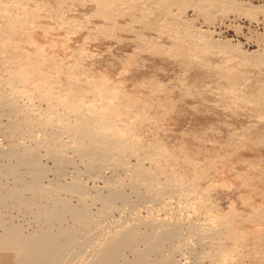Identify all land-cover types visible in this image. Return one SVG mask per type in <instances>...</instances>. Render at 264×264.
<instances>
[{
    "label": "rangeland",
    "instance_id": "1",
    "mask_svg": "<svg viewBox=\"0 0 264 264\" xmlns=\"http://www.w3.org/2000/svg\"><path fill=\"white\" fill-rule=\"evenodd\" d=\"M197 1L0 0V233L65 228L80 264L134 222L160 241L117 262L264 264V0Z\"/></svg>",
    "mask_w": 264,
    "mask_h": 264
},
{
    "label": "bare ground",
    "instance_id": "2",
    "mask_svg": "<svg viewBox=\"0 0 264 264\" xmlns=\"http://www.w3.org/2000/svg\"><path fill=\"white\" fill-rule=\"evenodd\" d=\"M164 1L165 2H167L166 4L167 5H170L171 6V4H175L178 0H163V3H164ZM182 1V0H181ZM204 1H206V0H204ZM203 1V2H204ZM197 2H199V1H197ZM200 2H202V0L200 1ZM199 2V3H200ZM208 2V1H207ZM225 2V1H224ZM230 5H229V7L228 8H230L231 10H232V8H235V7H233L232 6V4H235L233 1H227ZM227 3V4H228ZM201 4H203V3H201ZM205 4H207L206 2H205ZM209 5V4H208ZM166 6V5H165ZM181 6V5H180ZM204 6V5H203ZM235 6V5H234ZM159 7V6H158ZM157 7V8H158ZM165 8V7H164ZM164 8H163V10H164ZM168 9L170 8V7H167ZM179 8V7H178ZM227 8V7H226ZM259 9H258V13L260 12V13H264V6H260V7H258ZM222 9V8H221ZM244 9V8H243ZM162 10V9H161ZM166 10V9H165ZM203 10V9H202ZM229 10V9H228ZM238 10V9H237ZM240 10V9H239ZM241 10H242V7H241ZM245 10V9H244ZM247 10V9H246ZM150 11V10H149ZM148 11V12H149ZM153 11V10H152ZM158 11V10H157ZM179 11V10H178ZM203 11H205V10H203ZM253 11V10H252ZM163 12V11H162ZM169 12V13H168ZM167 13L168 14H170V10L168 11ZM232 12V11H231ZM257 12V11H256ZM161 13V12H160ZM172 13H174V12H172ZM171 13V14H172ZM163 14H165V13H162V15ZM170 14V15H171ZM246 14V13H245ZM172 16V15H171ZM170 16V17H171ZM173 16H174V14H173ZM248 16V15H247ZM251 16V15H250ZM175 18V17H174ZM162 19V18H161ZM173 19V18H172ZM163 20V19H162ZM140 20H136L135 22H139ZM142 21V20H141ZM174 21V20H173ZM165 22H167V21H165ZM164 22V23H165ZM141 23V22H140ZM162 23V22H161ZM145 24V23H144ZM169 24V23H168ZM140 25V24H139ZM147 25V24H146ZM145 25V26H146ZM165 25V24H164ZM142 26V25H141ZM172 28V27H171ZM194 30H195V35H190V36H195V37H197V38H202L201 40H203L204 41V44L205 43H207V45H209L208 43H210V42H212V41H210L209 39H211V38H204L205 36V34L207 33V35L208 34H210V32H213V31H206L205 32V30H200V29H195L194 28ZM160 31V30H159ZM166 31H167V29H166ZM165 31V32H166ZM172 31V30H171ZM163 31H161V33H162ZM170 32V31H169ZM175 32H177V31H175ZM174 32V34H176ZM190 32V31H189ZM204 32V33H203ZM160 33V32H159ZM160 33V34H161ZM185 33V32H184ZM188 33V32H187ZM215 33V32H214ZM170 34H171V32H170ZM179 34V33H178ZM181 34V33H180ZM190 34V33H189ZM188 34V35H189ZM165 35V34H164ZM166 35L168 36V33L166 32ZM165 35V36H166ZM177 35V34H176ZM175 35V36H176ZM185 35V34H184ZM183 35V36H184ZM187 35V34H186ZM185 35V36H186ZM175 36H173L172 34H171V37H175ZM178 36V35H177ZM201 36V37H200ZM204 36V37H203ZM160 37H162V36H160ZM169 37H170V35H169ZM171 37H170V39H171ZM178 39V41H179V39H181V37L179 38V36L177 37ZM184 38V37H183ZM169 39V40H170ZM173 39V38H172ZM184 39H186V38H184ZM183 39V40H184ZM191 39V38H190ZM196 39V38H195ZM198 39V40H199ZM193 40H194V38H193ZM208 40V41H207ZM206 41V42H205ZM193 42V41H192ZM213 43H215V41L213 42ZM202 44V43H201ZM155 45H157V44H155ZM206 45V44H205ZM211 45H212V43H211ZM210 46V45H209ZM236 46V45H235ZM198 47V46H197ZM221 47V46H220ZM223 47H225V46H223ZM237 47V46H236ZM199 48V47H198ZM202 48V47H201ZM207 48V47H206ZM216 48V47H215ZM227 48H229L228 50L230 51V50H233V51H237L238 53L239 52H241V51H239V50H237L235 47L234 48H230V47H227ZM227 48H225V49H227ZM192 49V48H191ZM193 50V49H192ZM203 51V50H202ZM205 51V50H204ZM217 51H219V52H225V50L223 49V48H220V50H217ZM197 52V51H196ZM228 51L226 50V53H227ZM225 53V54H226ZM183 54V53H182ZM186 55V54H185ZM187 55H188V53H187ZM186 55V56H187ZM190 55V54H189ZM194 55V54H193ZM241 55V54H240ZM195 56V55H194ZM254 56V55H253ZM242 57V56H241ZM244 57H245V55H244ZM247 57V56H246ZM260 57H263V56H260ZM194 58V57H193ZM234 58V57H233ZM250 58V57H249ZM252 58V57H251ZM261 60H263L262 58H260ZM257 60H259V59H257ZM261 63V62H260ZM263 64L262 65H264V60H263V62H262ZM259 65V64H258ZM261 65V66H262ZM221 68V67H220ZM208 69V68H207ZM258 115V114H257ZM52 139H46V141H45V144L47 145V146H50V145H52V142L50 143V141H51ZM51 148V147H50ZM60 157V156H59ZM61 158V157H60ZM27 161H25V164H26V162H29V165L31 166L30 167V169H32V171H34V174H32L31 173V175L32 176H34L35 177V179H37V181L41 178L40 176L44 173V172H46V170L43 172V168L44 167H40L41 166V164H39L38 163V161H37V159H36V157L35 156H30V158H28V159H26ZM24 163V162H23ZM28 164V163H27ZM28 166V165H27ZM29 167V166H28ZM27 167V168H28ZM30 169H28V171L30 170ZM11 170V169H10ZM14 170V169H13ZM13 170H12V172H13ZM30 175V174H29ZM44 175V174H43ZM42 175V176H43ZM46 175V174H45ZM31 176V177H32ZM33 177V178H34ZM40 177V178H39ZM33 178L31 179L32 181H33ZM44 178V177H43ZM40 180H42V179H40ZM32 181H30V182H32ZM41 182V181H40ZM24 183V182H23ZM36 183H39V181L38 182H32V184L30 183V185H25L26 186V190L30 187V192L31 191H33L34 189L36 190L37 189V187H36V185H38V184H36ZM36 184V185H35ZM42 184V183H41ZM40 185V184H39ZM27 186H29V187H27ZM68 186H70V185H68ZM74 186H75V184H74ZM39 187H41V186H39ZM38 187V191L40 190V188ZM62 187V186H61ZM71 187H72V184H71ZM68 188V187H67ZM75 188V189H74ZM19 189V188H18ZM43 189V188H42ZM62 189V188H61ZM73 189L74 190H76L77 188L76 187H73ZM63 190H65V188L63 189ZM69 190V189H68ZM67 190V191H68ZM71 190H72V188H71ZM70 190V191H71ZM114 190V189H113ZM15 191H17V190H14V192ZM73 191V190H72ZM74 192V191H73ZM76 192V191H75ZM111 192V191H110ZM17 193H18V191H17ZM17 193H15V194H17ZM32 193V192H31ZM33 193H35V192H33ZM36 193H37V191H36ZM112 193V192H111ZM121 192H119L118 190L116 191V192H114L113 191V193L112 194H110V195H108V197H109V201H110V198L111 199H114L113 197H117L116 199H118V197H122L123 195H124V192H122L123 193V195H122V193L120 194ZM14 194V193H13ZM85 194V193H84ZM104 196V195H103ZM103 196L101 197V198H103ZM96 197V196H95ZM107 197V198H108ZM124 197V196H123ZM123 197H122V199H123ZM98 198H100L99 196H98ZM104 199V198H103ZM121 199V200H122ZM102 200V199H101ZM107 200V201H108ZM115 200V199H114ZM113 200V201H114ZM124 200V199H123ZM108 201V202H109ZM119 201V200H118ZM126 201V200H125ZM124 201V202H125ZM65 202V201H64ZM64 202H62V203H64ZM108 202H106V203H108ZM120 202V201H119ZM121 202H123V201H121ZM66 203V202H65ZM68 204V203H67ZM102 204V203H101ZM104 204H105V202H104ZM109 204V203H108ZM110 204H111V202H110ZM122 204V203H121ZM66 205V204H65ZM70 205V204H69ZM113 205H114V203H113ZM68 205H66L65 207L68 209L69 207H71V206H68ZM106 206V205H105ZM111 206H112V204H111ZM122 206H124L123 204H122ZM127 206H128V204H127ZM107 207V206H106ZM109 207V206H108ZM86 208H88V207H86ZM86 208H84L83 207V209H80V210H75V209H73V208H70L71 209V211H72V217H73V219H76V220H74V221H78L79 220V223H80V225L81 226H85L86 227V229H85V231H87V228L91 225V224H93V223H90V224H88V227H87V220L89 219V218H92V217H88V215H91V213H87L89 210H86ZM101 208V207H100ZM123 208V207H122ZM122 208H121V210H122ZM51 209V208H50ZM73 209V210H72ZM89 209V208H88ZM101 209H106V208H101ZM56 210V209H55ZM69 210V209H68ZM120 210V209H119ZM70 211V210H69ZM70 211V212H71ZM99 211H100V209H99ZM104 211V210H103ZM107 211V210H106ZM105 211V212H106ZM109 211V210H108ZM107 211V212H108ZM44 212H45V216L43 217V219L44 218H50L49 220H51L52 218H54L53 217V213H54V211L53 210H51V211H45L44 210ZM44 212H43V214H44ZM101 212V211H100ZM102 213V212H101ZM42 214V215H43ZM55 214V213H54ZM98 214H100V213H98ZM107 214V213H106ZM101 215V214H100ZM92 216V215H91ZM46 218V219H47ZM56 218V217H55ZM94 219V218H93ZM121 219V218H120ZM119 219V220H120ZM48 220V221H49ZM118 220V219H117ZM47 221V220H46ZM93 221V220H92ZM84 222H87L85 225H82V223H84ZM90 222H91V219H90ZM97 222V221H96ZM96 222H94V223H96ZM138 222V221H137ZM155 222H156V220H154V222H153V220H152V222L151 223H153L154 224V226H155ZM114 223V222H113ZM118 223V222H117ZM161 223V222H160ZM160 223H158V226H155V227H159V224ZM99 223H97L96 225H95V228H97V225H98ZM102 224V223H101ZM100 224V225H101ZM133 224H134V222H133ZM127 225V226H125V227H122L118 232L116 231V235L114 234H112L113 236H109V241L107 240V238H106V240L105 241H108L106 244L105 243H103V241H102V245H101V243L99 244L100 246H98V250L97 251H95V254H94V251H93V254L94 255H91V257H90V259L89 260H87V258L85 257V261L84 260H82L81 261V263L80 264H177V263H174V260H172L173 259V257H171L172 256V254H170L171 256L169 257V256H163V255H161V257L160 258H158L157 260H155V262H153V263H148V262H146V260H145V258L144 257H147V256H145V254L147 255V252L149 251H145V249H143V250H141L140 251V249H138L134 254H135V258L133 259L132 258V260L131 261H121V262H117V257L121 254V249L123 248V247H127V245L128 246H130L129 244L131 243V242H133V244L135 243L134 241H139L140 239L142 240V239H144V240H146V241H148L147 243H148V247H155V246H157V241L159 242L160 240H157V237H158V234H155V236L157 235V237H155V236H153L150 232L148 233H146V231L145 232H141V233H139V232H137L136 230H135V227L136 228H138V226H140V225H138L137 223H136V225L134 224V225ZM164 224H168V223H164ZM94 225V224H93ZM92 225V226H93ZM125 225V224H124ZM162 225V224H161ZM160 225V226H161ZM99 226V225H98ZM123 226V225H122ZM153 226V225H152ZM153 226V227H154ZM163 226V225H162ZM78 227H80V226H78ZM83 227H81V229L83 228ZM102 227V226H101ZM116 227V226H115ZM152 227V228H153ZM168 227V226H167ZM67 228V227H66ZM90 228V227H89ZM94 228V229H95ZM104 228H105V226H104ZM140 228V227H139ZM160 228V230H161V228L162 227H159ZM159 228H157V229H159ZM100 229H102V228H100ZM157 229H156V233H157ZM164 229V228H163ZM170 229V228H169ZM168 229V230H169ZM172 229V228H171ZM47 230V229H46ZM49 230V229H48ZM59 231V233L57 232V234H55V233H53L51 230H50V232L49 231H43V230H41L40 231V233L39 234H36V233H30V234H23L22 233V231L20 230V228H18V227H16V225L14 226V227H9V228H4L3 229V231L0 233V251H7L8 253H9V256H10V258H11V264H63V262L62 261H64V256H63V258H62V246H61V242H59L58 241V239H57V236L59 237V235L58 234H63V236H64V240H66L65 242V244H69L70 242V244H72L73 243V241L71 240V239H73V237L72 238H70V236L68 237L67 235H68V232H66L65 231V228L64 229H58ZM82 230H84V228L82 229ZM89 230H91V228L89 229ZM89 230H88V232H89ZM93 230V229H92ZM96 230V229H95ZM153 230H155V229H153ZM39 231V230H38ZM97 231V230H96ZM95 231V232H96ZM99 231V230H98ZM73 232V231H72ZM93 232V231H92ZM162 232H163V230H162ZM172 232V231H171ZM174 232V231H173ZM64 233H67V234H64ZM87 233V232H86ZM112 233V232H111ZM143 233V234H142ZM145 233H146V235H145ZM159 233H161V231H159ZM91 234V232H89V234L88 235H90ZM97 234H99V232H97ZM100 234H102V233H100ZM174 233H172V235H173ZM93 235H95V233L93 234ZM73 236V235H72ZM91 236V235H90ZM90 236H88L87 237V240H88V238L90 237ZM96 237L98 236V235H95ZM95 236L94 237H92L93 239H95ZM160 236H162V235H159V237ZM66 237H67V239H66ZM101 237V236H100ZM86 238V237H85ZM85 238L83 239V240H85ZM91 238V237H90ZM101 239V238H100ZM160 239V238H159ZM96 240V239H95ZM68 241V242H67ZM91 241V240H90ZM143 241V240H142ZM83 243H87V242H84V241H82ZM89 242V241H88ZM93 242V241H92ZM141 242V241H140ZM144 243H145V241H143ZM64 243V242H63ZM74 243H76L75 241H74ZM95 243V242H94ZM69 244V245H70ZM90 244H91V242H90ZM139 244V243H138ZM74 245H76V244H74ZM74 245H73V247H74ZM136 245V244H135ZM134 245V246H135ZM145 245H146V243H145ZM82 246V245H81ZM88 246H89V244H88ZM65 247H67L66 245H65ZM69 247V246H68ZM89 247H91V246H89ZM130 247H132V246H130ZM148 247H146L147 249H148ZM153 247V248H154ZM78 248V247H77ZM80 248V247H79ZM127 248H129V247H127ZM137 248V247H136ZM136 248H134V249H136ZM70 249H72V246H71V248ZM74 249V248H73ZM86 249V248H85ZM124 249H126V248H124ZM132 249V248H131ZM173 249H175V248H173ZM67 250V249H66ZM96 250V249H95ZM153 250V249H152ZM68 251H70L69 249H68ZM74 251V250H73ZM131 251H133V250H131ZM145 252V253H144ZM171 252V249H170V251H169V253ZM70 253V252H69ZM68 253V254H69ZM72 253V252H71ZM149 253V252H148ZM64 254H65V252H64ZM92 254V253H91ZM123 254V253H122ZM168 254V253H167ZM166 254V255H167ZM67 255V254H66ZM165 255V254H164ZM82 256V255H81ZM2 257V256H1ZM69 255H68V260H69ZM73 257V256H72ZM124 257V256H123ZM121 257H119V259H120ZM9 260V259H8ZM120 260H122V259H120ZM10 262V261H9ZM70 262H71V259H70ZM70 262H69V264H70Z\"/></svg>",
    "mask_w": 264,
    "mask_h": 264
}]
</instances>
